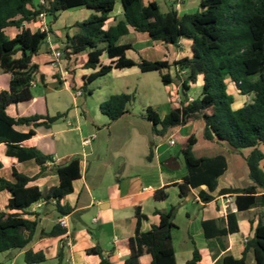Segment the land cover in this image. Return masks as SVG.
I'll use <instances>...</instances> for the list:
<instances>
[{
	"label": "trees",
	"instance_id": "trees-1",
	"mask_svg": "<svg viewBox=\"0 0 264 264\" xmlns=\"http://www.w3.org/2000/svg\"><path fill=\"white\" fill-rule=\"evenodd\" d=\"M118 2L123 8V19L106 28ZM47 3L45 7L34 0H0V71L11 77L9 89L0 92V144L8 146L9 155L20 162L34 160L41 168L34 177L15 169L11 180L0 175V192L8 191L11 195L7 211L0 208V254L14 250L21 252L32 241L38 228V215L28 210L35 203H54L60 216L72 212L62 201L73 193L74 182L81 176L79 159L55 165L51 155L20 146L35 135L33 129L28 133L15 129L20 126L49 127L60 115L14 118L7 110L10 106L33 100L31 81L40 74L34 58L52 35L51 26L61 13L80 8L92 10L93 14L73 26L75 33L67 34L65 40H61L60 50L68 68L79 62L83 70H97L88 77L82 87L83 93L89 83L113 70L138 67L142 73L159 72L165 86L174 84L179 88L180 102L163 119L151 107L140 114L141 118L151 123L153 133L159 137L167 136L172 129L200 122L204 140L227 144L244 157L253 182L246 188L222 189L218 195L233 196L238 212L264 208V169L261 167L264 161L261 150L264 146V0H202L197 12L184 15H179L176 9L179 0H173L166 13L161 11L157 1L147 5L144 0H48ZM42 12L46 13L48 30L27 28L26 24L34 23ZM10 28L19 31L14 38L6 33ZM130 29L147 34L152 42L166 46L181 48V41L189 40L190 56L172 64L142 58L135 61L127 56L133 45L120 44ZM200 77L202 91L190 100L191 87ZM231 86L239 95L250 98V102L234 109L235 97L229 92ZM133 101L131 94L112 95L101 104L100 110L109 122H114L129 112ZM176 139L187 169L186 177L178 184L181 197L188 198L193 196V190H199L201 202H212L216 198L213 193L218 188V180L228 168L226 157H195L193 149L198 141L195 133L187 137L178 134ZM48 163L57 173L59 185L42 191L31 183L43 175ZM167 198L163 189L155 195L157 202ZM158 214L160 224L142 232L141 223L147 217L137 212L136 234L128 240L130 254L124 264H142L145 256H150L151 264H177L173 233L178 227L174 212L158 211ZM29 216L36 218L31 220ZM257 218L254 237L246 244L243 257L235 259L227 255L224 264H247L249 250H253L256 264H264V215ZM203 228L208 239L239 232L237 216L233 212L227 215L226 227L219 228L215 220H208L203 222ZM65 233V228L58 223L51 231L42 230L40 236L58 237ZM91 252L101 256L100 264H111L102 252ZM201 258L199 250L193 246V257L187 264H200ZM24 260L26 264H41L47 258L43 252L27 250ZM62 260L60 252L57 264H62Z\"/></svg>",
	"mask_w": 264,
	"mask_h": 264
},
{
	"label": "crops",
	"instance_id": "crops-1",
	"mask_svg": "<svg viewBox=\"0 0 264 264\" xmlns=\"http://www.w3.org/2000/svg\"><path fill=\"white\" fill-rule=\"evenodd\" d=\"M153 1L158 2V0H144V3L147 5ZM201 1L199 0V5ZM34 2L38 3L39 0ZM180 3L182 8L178 11L179 15L193 14L198 10L194 9L192 13L186 12V9H191L186 6L189 4L193 6L196 0H189V2L180 0ZM92 14L93 11L87 8L61 13L57 22L51 26L52 35L33 60L40 71L35 80V86L43 85V93H33V100L10 106L7 110L8 114L14 118L60 115L49 127L20 126L15 129L21 133H28L33 129L35 135L23 141L20 146L36 148L46 155H51L55 165L67 164L75 158L79 159L81 176L74 182L73 193L62 201L63 205L71 207L72 212L60 216L54 203L44 201L35 203L28 210L38 215V228L32 241L21 252L14 250L0 255L4 256V261L13 259L11 264H16L20 255L24 256L25 251L32 250L43 252L47 258L46 262L57 264L58 256L62 252V264H100L101 256L91 252L95 250L102 252L111 264H124L130 254L128 240L134 238L136 234L137 212L146 215L147 218L142 221L140 229L142 232H147L153 226L160 224L161 217L158 211L166 213L173 211L174 222L178 227L173 233L177 264H187L192 259L193 246H196L201 254L200 264H224L223 259L227 255L241 259L246 244L254 237L258 215H264V208L238 212L237 209L235 210L233 196L218 195L219 191L225 188H246L253 185L247 163L241 154L227 144L204 140L201 124L197 130L199 138L197 137L198 141L193 149L195 157L223 155L227 159L228 168L218 180V188L213 193L216 198L212 202L207 204L201 202L198 196L199 190H193V196L182 198L178 184L186 177L187 169L180 153L171 151V148L179 143L172 146L170 140L177 141L178 134L187 137L195 133L194 123L172 129L167 136L159 137L153 133L151 123L142 119L139 113L130 108L128 113L114 122H109L100 110L91 122L87 119L86 112L77 109L69 111L62 97L52 96L62 91L59 89L62 87L68 89L72 87L75 91L80 89L83 92L82 87L88 82V77L97 71L83 70L79 62L73 63L72 67L68 68L63 60L61 70L69 72V76L64 79L51 67L54 60L52 50L60 49L61 40H65L67 34L72 36L75 33L73 26L77 22L88 19ZM122 19L123 8L118 2L106 28ZM26 27L32 31L38 29L34 23L26 24ZM18 32L16 28H10L6 33L10 38H14ZM129 38H139L141 46L137 48ZM183 41H181V48H178L173 57L174 62L190 56L185 54V50L191 44ZM120 44L133 45V50H129L127 56L135 61H140L141 58L148 61H168L166 58H160L166 56L154 47L158 45L157 43L152 42L147 34L138 37L133 29H130L127 36L121 38ZM113 71H120L126 78L139 77L143 74L138 67ZM10 78L9 74L0 71V92L9 89ZM199 79L203 83L202 78ZM173 85L167 88L170 89ZM174 88L177 91V98L172 99L170 104L162 105L160 111L151 107L161 119L178 105L176 101L179 98V88L176 85ZM84 96L85 93L80 97L72 96L74 108L85 103ZM110 96L112 95L108 98ZM197 97L190 96V99ZM92 134L97 135L96 139L91 145L85 146L84 140ZM8 151V146L0 144V163L2 164L0 175L2 177L11 180L14 169L29 177L40 173L41 168L34 160L20 162L18 158L10 156ZM45 167L43 175L31 183L42 191L59 185L58 175L52 169V164L48 163ZM162 189L168 194V198L163 202H157L155 195ZM10 198L8 191L0 192L1 210L7 211ZM190 203L193 207L189 209ZM229 212L236 214L239 232L208 239L203 222L215 220L217 227H226ZM181 214L184 215L182 224L176 222ZM35 218V216H29L31 220ZM61 220L67 223L64 235L45 238L40 236L42 230L51 231L56 224H60ZM68 239L71 240L70 246L67 245ZM142 264H151L150 256L143 257ZM247 264H256L253 250L248 251Z\"/></svg>",
	"mask_w": 264,
	"mask_h": 264
},
{
	"label": "rangeland",
	"instance_id": "rangeland-1",
	"mask_svg": "<svg viewBox=\"0 0 264 264\" xmlns=\"http://www.w3.org/2000/svg\"><path fill=\"white\" fill-rule=\"evenodd\" d=\"M173 0H158L161 11L163 13L168 12L169 6ZM186 2H189V0H186ZM187 13H192L195 10L199 9V0H196V4L193 6L187 5L186 8ZM182 8V6H181ZM180 8V9H181ZM195 9V10H194ZM57 22V21H56ZM55 22V23H56ZM53 23L52 26L55 24ZM138 37L146 34L137 33ZM131 42L136 45V47L141 46L140 39H131ZM184 43H190L189 40H184ZM156 49H159L158 51H161L163 55L166 57H160V58H166V60L169 61L170 64L174 63L173 57L175 56V53L177 52L178 48L176 46L168 45V46H162L158 44L155 45ZM191 51V45L186 48L185 54L190 55ZM166 72V71H165ZM164 72V73H165ZM173 87V88H172ZM87 91L85 93V96L83 97L85 100L83 104H79L78 108L73 107V100L72 96L76 95V91L74 88L70 87V89L66 87L59 88L62 91L57 92L55 94H52V96H60L62 97L63 103H65V107L70 111L77 109L79 111H84L87 114V119L91 122H93L94 116H97L100 113V106L105 100L108 98L109 95H116V94H122L127 93L134 96V101L132 102L131 106L129 108L141 114L148 106L155 108L156 111H160L161 106L165 105L167 103H171V100L174 98H177V91L174 88V85L170 87V89L167 88L162 82L161 75L159 72H149V73H143L140 74L139 77L131 76V77H124L120 71H112L108 75L98 78L92 83L88 84ZM44 86L39 85L38 87H33V93H43ZM89 91H91V94H89ZM202 91V83L201 80L198 79L196 84L192 85V88L189 92L190 96L197 97L200 95ZM229 92L234 95L235 97V104L234 109H238L242 107L247 102H250V98L241 96L238 94L234 86H231L229 88ZM180 97L176 101V104H179ZM173 105L174 102H172ZM201 124L199 122L194 123V129L196 137L199 138V133L197 130ZM187 131V130H186ZM176 141V140H175ZM181 145H177L176 147H172L171 151L172 153H180ZM261 150L264 152V146L261 147ZM248 151L246 150L245 153ZM182 159V157H181ZM183 162V159H182ZM184 164V162H183ZM261 167L264 169V161L261 164ZM192 204L190 203L188 205V208H192ZM184 221V215H180L178 219L176 220L177 223L182 224ZM176 237V236H175ZM178 240V239H177ZM179 246V243L177 242V247ZM13 262V259L9 261H4V256L0 255V263L1 264H11ZM16 264H26L24 260V256L20 255L17 258ZM41 264H53L52 262H45Z\"/></svg>",
	"mask_w": 264,
	"mask_h": 264
},
{
	"label": "built area",
	"instance_id": "built-area-1",
	"mask_svg": "<svg viewBox=\"0 0 264 264\" xmlns=\"http://www.w3.org/2000/svg\"><path fill=\"white\" fill-rule=\"evenodd\" d=\"M47 1L48 0H39V4L42 5V6H47ZM180 0H179V3L176 7V9L179 11L180 9ZM34 24L37 25L38 29H40L41 31H47L48 30V26H47V23H46V13L45 12H42L38 15L36 21L34 22ZM49 40V39H48ZM52 55H53V58L54 60L52 61L51 63V67L58 71L61 75L62 78H67V76H69V72L66 70V71H63L61 70V65H62V62H63V54L61 52L60 49H53L52 50ZM31 85L35 86V81H31ZM83 95V92L79 89L76 91V96H82ZM190 100H193V99H190ZM97 135L96 134H92L90 137L86 138L83 142V144L85 146H89L91 145V143L93 142L94 139H96ZM170 144L172 146L176 145V141L174 139H171L170 140ZM146 190V189H145ZM235 210H236V207H235ZM60 225L63 227V228H67V223L65 220H61L60 221ZM67 245L70 246L71 245V240L68 239L67 241Z\"/></svg>",
	"mask_w": 264,
	"mask_h": 264
}]
</instances>
